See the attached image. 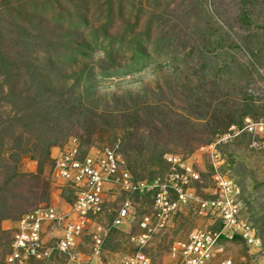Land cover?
<instances>
[{
    "label": "rangeland",
    "instance_id": "374dc122",
    "mask_svg": "<svg viewBox=\"0 0 264 264\" xmlns=\"http://www.w3.org/2000/svg\"><path fill=\"white\" fill-rule=\"evenodd\" d=\"M246 119L264 120V0H0V263L21 215L71 205L73 191L50 174L71 139L84 152L119 144L133 178L147 182L165 174V156L181 158L200 174L191 187L204 198L202 148ZM249 139L219 148L262 243L224 241L221 258L234 264L264 256V149ZM126 201L129 217L111 227ZM104 203L76 251L90 264H123L138 251L131 237L153 212L150 195L111 187ZM214 219L187 200L164 227L150 225L149 264H170L173 244ZM54 264L66 262L57 255Z\"/></svg>",
    "mask_w": 264,
    "mask_h": 264
},
{
    "label": "built area",
    "instance_id": "2783aa9c",
    "mask_svg": "<svg viewBox=\"0 0 264 264\" xmlns=\"http://www.w3.org/2000/svg\"><path fill=\"white\" fill-rule=\"evenodd\" d=\"M242 133L249 136L251 148L264 149L260 140L264 136V120L249 119L241 127L230 126L227 132L204 146L211 179L210 194L204 198L196 196L191 187L200 182V174L181 158L165 156L168 165L165 174L147 182L133 178L122 159L119 144L84 152L79 142L71 139L57 148L50 170L54 181L73 191L71 205L62 210L46 203L21 215L14 222L8 251L0 264H54L57 255L62 256L66 264H90L76 248L80 236L88 233L89 226L105 211L104 202L111 187L131 194H149L153 210L151 216L146 215L139 222L142 233L131 237L138 251L127 256L123 264H149L142 249L152 231L150 225L164 227L169 216L187 200H195L201 211L214 214L215 219L211 226L194 229L186 238L176 241L171 247L173 261L170 264H234L221 258L225 252L224 241L234 238H241L250 249L261 251V240L243 216L241 190L224 172L225 159L219 150L222 144ZM129 215L130 203L126 201L117 209L111 227H118ZM103 230L99 227L93 236L97 253L102 245ZM256 264H264V256Z\"/></svg>",
    "mask_w": 264,
    "mask_h": 264
}]
</instances>
